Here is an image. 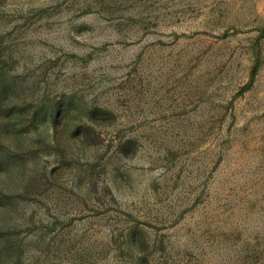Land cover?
I'll return each instance as SVG.
<instances>
[{
  "label": "rangeland",
  "instance_id": "374dc122",
  "mask_svg": "<svg viewBox=\"0 0 264 264\" xmlns=\"http://www.w3.org/2000/svg\"><path fill=\"white\" fill-rule=\"evenodd\" d=\"M0 264H264V0H0Z\"/></svg>",
  "mask_w": 264,
  "mask_h": 264
}]
</instances>
